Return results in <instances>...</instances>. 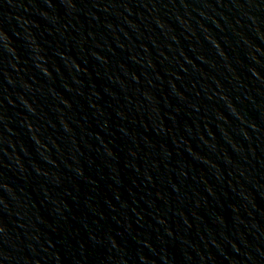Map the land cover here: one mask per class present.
<instances>
[{"label":"water","instance_id":"obj_1","mask_svg":"<svg viewBox=\"0 0 264 264\" xmlns=\"http://www.w3.org/2000/svg\"><path fill=\"white\" fill-rule=\"evenodd\" d=\"M0 264H264V0H0Z\"/></svg>","mask_w":264,"mask_h":264}]
</instances>
